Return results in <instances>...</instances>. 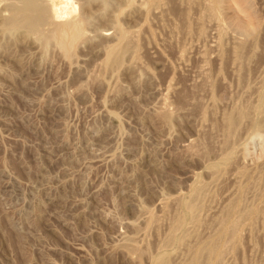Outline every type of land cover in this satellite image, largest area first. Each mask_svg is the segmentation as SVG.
I'll return each instance as SVG.
<instances>
[{"label":"rangeland","instance_id":"1","mask_svg":"<svg viewBox=\"0 0 264 264\" xmlns=\"http://www.w3.org/2000/svg\"><path fill=\"white\" fill-rule=\"evenodd\" d=\"M37 1L0 0V264H264V0Z\"/></svg>","mask_w":264,"mask_h":264},{"label":"bare ground","instance_id":"2","mask_svg":"<svg viewBox=\"0 0 264 264\" xmlns=\"http://www.w3.org/2000/svg\"><path fill=\"white\" fill-rule=\"evenodd\" d=\"M37 1V0H35ZM212 1H216V3H218V1L220 0H212ZM239 2V4H243V9L244 8H249L250 4H249V0H237ZM10 2V1H9ZM7 2V3H9ZM14 2V1H13ZM19 2V6H17L15 4L14 7H11V17L8 21V27H7V30L8 28L14 30V29H17L19 28H25V30L27 29L28 33L29 31L30 32H34V30H37L36 29V25L37 23L39 22L40 24V21L39 20H44L43 18H45L46 16H41L39 10H37V7L35 6L34 4V0H18ZM17 2V3H18ZM38 2V1H37ZM13 4V3H11ZM45 6L44 7H41V8H45V15L47 14V19L49 18V20L51 22H59V21H62L67 14L69 13H73L75 12V6L72 2V0H45ZM7 5V4H5ZM40 5V4H39ZM4 10L3 11H6V9L8 7L4 6ZM9 7V8H10ZM250 9V8H249ZM77 10V9H76ZM44 15V14H43ZM42 18V19H41ZM41 21V23H43ZM49 21V22H50ZM45 22V21H44ZM48 22V20H47ZM7 24V23H6ZM39 26V25H38ZM38 28V27H37ZM10 29V30H11ZM241 31H243L244 33H250V28L249 26H245V25H242L241 26ZM11 30V31H12ZM15 31V30H14ZM37 32V31H36ZM80 30H79V26H77V23H72V24H65V25H58L57 26V29L55 31V33L59 36L57 37L59 39V41H62V40H66L64 38H67L70 42H73L75 41L76 39H78V36H81L80 34ZM35 33V32H34ZM54 34V35H56ZM80 34V35H79ZM56 37V36H55ZM125 42V40H124ZM128 43V42H127ZM122 44V43H121ZM125 43H123L124 45ZM126 46V45H125ZM129 46V45H128ZM124 47V46H123ZM113 57V56H112ZM226 118V117H225ZM231 121L230 119L227 120V125L230 126L231 125ZM226 122V121H225ZM226 125V124H225ZM227 126V127H228ZM263 195V194H262ZM263 203V202H262ZM235 204V203H234ZM242 207V206H241ZM260 207V206H259ZM188 208V207H187ZM231 208V207H230ZM197 209V208H196ZM262 209V208H260ZM194 210V209H193ZM261 211V210H260ZM247 216V215H246ZM243 219V218H242ZM253 220V219H252ZM234 221V220H233ZM237 222V221H236ZM231 223V222H229ZM226 222V226H229V228L234 224H229ZM237 225V223H236ZM232 226V228H233ZM238 228V227H237ZM234 229V228H233ZM232 230V229H231ZM236 230V229H235ZM229 231V230H228ZM237 231V230H236ZM225 231H223L224 233ZM231 232V231H230ZM226 233V232H225ZM228 233V232H227ZM233 233H234V230H233ZM234 235V234H233ZM232 236V235H231ZM233 237V236H232ZM229 238V237H228ZM230 239V238H229ZM215 242V241H213ZM215 246L217 245L216 243H214ZM207 246V250L206 251H210L212 252V255L215 254L214 253V246L212 243H209V244H205ZM204 245V246H205ZM218 246V245H217ZM216 246V247H217ZM205 248V247H204ZM201 250V249H200ZM199 256V255H198ZM221 258V257H220ZM221 260V259H220ZM219 260V261H220Z\"/></svg>","mask_w":264,"mask_h":264}]
</instances>
